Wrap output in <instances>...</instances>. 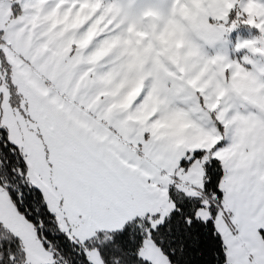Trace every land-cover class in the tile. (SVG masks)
Here are the masks:
<instances>
[{
    "label": "snow or ice",
    "instance_id": "6c2138e0",
    "mask_svg": "<svg viewBox=\"0 0 264 264\" xmlns=\"http://www.w3.org/2000/svg\"><path fill=\"white\" fill-rule=\"evenodd\" d=\"M0 264H264V0H0Z\"/></svg>",
    "mask_w": 264,
    "mask_h": 264
}]
</instances>
